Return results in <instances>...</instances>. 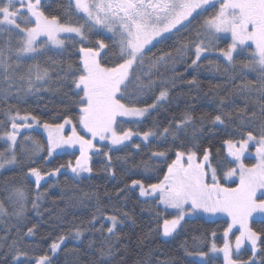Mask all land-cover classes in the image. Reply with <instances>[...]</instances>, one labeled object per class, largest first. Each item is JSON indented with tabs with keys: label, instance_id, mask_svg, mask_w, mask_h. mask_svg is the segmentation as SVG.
Segmentation results:
<instances>
[{
	"label": "snow or ice",
	"instance_id": "6c2138e0",
	"mask_svg": "<svg viewBox=\"0 0 264 264\" xmlns=\"http://www.w3.org/2000/svg\"><path fill=\"white\" fill-rule=\"evenodd\" d=\"M43 7L42 0H0V103L5 105L0 109L5 117L0 120V129H4L0 139L8 145L0 151V169L9 165L22 166L24 160L18 159L16 152L18 144L21 151H26L25 159L30 163H35L33 157L41 153L46 152L43 159L50 161L58 150L62 152L77 146L79 155L74 164L69 160L50 171L42 172L29 166L27 174L35 178L37 189L31 200L32 210L41 215L40 201L45 194L39 189L46 177L51 179L62 170H70L74 180L82 178L84 173L91 174L90 153L106 157L104 171L114 177L109 153L120 150L121 146L128 147L126 141L138 137L148 146L150 138L164 141L171 138L174 152L169 147L151 154L166 166L162 178L147 185L141 180L131 182L133 189L139 188L140 197L157 205L154 210L156 227L147 236L157 232L163 237H173L183 229L187 217L224 214L230 222L223 230V245L218 247L213 239L210 252L222 253L223 264H264V228L256 230L252 227L257 220L264 225V102H261L264 100V0H68V8L84 20L83 24L76 25L62 22L57 15H47ZM201 17L205 18L193 29L191 26ZM186 31L191 35L177 39L170 50L158 55L153 53L154 48ZM104 32L110 34L107 39L111 46L104 39L91 38ZM225 36L230 37L231 42L227 48H218L217 41ZM69 44L73 48L79 45L77 63L69 62L66 67L56 60H50L48 66L28 63L50 48H56L60 50L58 54H62L68 51ZM247 50H250L249 55L238 60L241 52ZM213 51H218L227 60L223 71L231 82V91L227 95L213 97L218 100V114L197 117L186 110L162 128L155 121L153 128L143 132L123 128L125 122L139 124L153 112H158L169 101V86L175 88L178 81L198 88L196 76L185 81L177 67L183 65L185 71L190 69L198 73L203 67L200 61ZM213 63L209 60L210 65ZM216 68L220 70L219 65ZM168 72L172 75L167 76ZM52 73L60 87L67 85L69 89L65 93L69 105L59 117L61 122L40 124L37 116L22 115L8 104L10 99L21 100L29 94L39 93L51 83ZM250 74H255L254 80L248 79ZM157 88L160 90L155 94ZM13 89H16L15 93ZM253 93L261 97L256 101L258 112H249L247 104L235 112L227 110L234 107L233 97L247 101ZM150 96L152 102L148 103ZM34 124H39L47 133L46 146L24 136L23 141L31 142V147L25 149L18 137L21 129H31ZM206 124L214 128L222 126L223 130L231 127L229 134L234 137L224 140L226 156L215 166L211 150L199 144ZM100 142H106L103 144L106 150L97 147ZM133 146L140 149L141 143ZM252 147L254 153L249 152ZM170 152L174 158L168 162ZM246 154L254 155L255 163L246 164ZM143 167L145 171L153 170L147 162ZM233 178H238L235 187L221 183ZM83 198H95L99 202L95 193H85ZM8 201L11 209L0 201V217L25 218L27 192L21 187H13ZM169 209L174 210L170 213L171 218L165 215ZM98 219L107 220L110 225L105 228L101 224L97 229ZM131 219L127 212L106 215L98 207L87 224L74 225L68 235L79 239L84 228L102 235L106 231L108 236L96 249L100 258L98 264H106L105 257L120 251L117 226ZM36 227L33 224L23 234L17 228L15 235H11L9 229L0 237V264H53L49 255L29 257L28 251L21 248L25 237L36 234ZM230 233L235 237L234 243L229 239ZM211 236L215 238L216 232L213 231ZM67 238L65 234L57 236L50 251L57 253ZM197 241L202 244L204 238L193 237L192 251L187 242L181 245L185 255L198 257L199 264H210L209 253L196 250ZM245 246L250 255L240 259L241 249ZM21 257L25 259L22 261ZM164 264L173 262L169 260Z\"/></svg>",
	"mask_w": 264,
	"mask_h": 264
},
{
	"label": "trees",
	"instance_id": "16d2710c",
	"mask_svg": "<svg viewBox=\"0 0 264 264\" xmlns=\"http://www.w3.org/2000/svg\"><path fill=\"white\" fill-rule=\"evenodd\" d=\"M43 10L49 16L57 15L62 22L71 23L73 25L83 24L82 19L68 8V0H47ZM207 15H211L208 13ZM205 17L199 18L191 26L193 29L199 27V24ZM191 35L190 31L182 32L179 37H174L173 40L158 46L153 49V53L160 54L161 51L170 50L173 43L177 39H184ZM6 38V37H5ZM95 39H104L106 43L111 42L104 36H92ZM14 37V42H15ZM229 42L220 39L217 41L218 48H227ZM76 48L69 44L68 51L58 54V52L47 50L45 53L38 55L35 61L28 63H39L43 66H48L50 60H56L62 66L66 67L67 63H77L78 54ZM249 51H242L237 59L246 58ZM60 52V51H59ZM218 51H213L206 59H202L200 63L203 67L198 73L192 70L185 71L183 65L177 67V71L182 73L184 80H190L195 75L199 87L188 85L186 82H177L175 88L169 86V101L159 109L158 112H153L152 116L145 119L139 124L127 123L124 129L132 128L134 131H147L153 128V122H157L159 126L165 127L173 118H179L181 113L190 110L197 117L208 114L209 116L218 114V100L213 99L214 96H225L231 91V82L228 80V74L223 71L228 62L223 61L216 54ZM111 55V54H110ZM235 55V54H234ZM209 60L213 61L212 65ZM190 62V60H189ZM216 65L220 66L217 71ZM164 71L163 68L160 69ZM51 72V69H50ZM172 73L168 72L167 76ZM156 78V77H154ZM248 79H255V74H250ZM48 89V90H45ZM159 88L155 94H158ZM16 92V89H13ZM67 85L60 87L56 82L55 74L52 73V81L45 85L39 93L29 94L21 100L10 99L8 104L13 105V110H19L23 115L31 113L38 117L40 124L44 122L53 123L61 122L59 117L62 116L69 105ZM208 93V96H205ZM234 107H229L228 111H233L244 108L247 104L249 112L252 110L259 111L256 101L261 100L257 93H253L246 101L241 97H233ZM147 102L151 103V96L147 98ZM264 102V100H261ZM142 106V105H141ZM5 105L0 103V109ZM3 112L0 111V120H4ZM205 132L201 135L199 144L201 147L211 150L212 163L222 162L225 158L224 140L232 137V128L227 130L214 128L210 124L205 125ZM208 129H211L210 131ZM4 129H0L2 132ZM155 130V129H153ZM24 136H30L46 146V141L43 136L34 131L22 133L18 137V141H23ZM25 149L31 147L30 141H23ZM141 143V148L136 149L133 145ZM176 143H179L177 141ZM128 147H121L120 150H115L109 154L112 156V170L115 171V176L109 175L108 171H104L106 157L96 155L92 156L89 161L90 167L93 169L91 174L80 179H73L70 170L63 171L55 178L48 179L41 184L39 191L44 193V198L40 201L41 215H37L32 210L31 200L35 198L36 186L33 182L27 179L29 166L37 167L42 172L50 171L58 167L62 163H67L69 160L74 162L77 153H64L55 155L50 161L43 159L45 153L33 157L35 163H30L25 159L26 151H21L19 144L16 152L18 159L24 160L21 165L11 166L10 168L0 172V201L5 203V206L11 209L8 201V196L13 187H21L28 194L27 211L25 218L18 220L14 216L0 217V237H3L11 229V235H15L16 229L19 228L21 234L26 232L28 227L35 224L36 234L33 237H25L21 244L23 250L28 251L29 257L39 255H49L53 264H98L99 256L96 251L100 247L101 242L108 236L105 231L103 235L95 230L83 229V234L79 239H73L68 235L69 229L74 225L87 224L93 214L97 213V208H101L106 215L120 214L127 212L132 218L117 226V233L120 236V242L117 247L120 249L118 253L111 257H105L106 264H164L165 261H172L173 264H198L189 260L185 255L182 244L187 242L189 251L193 250V237H203L204 243L197 241L196 250L205 252L210 251V243L213 239L218 247L223 245V230L227 227V223L222 220L213 222L202 219L187 220L183 229L178 230L179 234H174L173 237H163L157 232H153L147 236L151 229L156 227V219L154 210H157V205L154 201L141 200L135 190H131L132 180H141L146 185L148 183L157 182V178H162L163 172L166 171V166L159 159L152 157L153 151H162L169 147H175L171 142L150 138V143L145 146L141 140L133 138L127 144ZM7 146L0 140V151H4ZM101 150L104 151L103 147ZM173 152L169 153L170 162L174 158ZM219 152V155H217ZM121 159H117V158ZM147 162L153 170L145 171L143 163ZM246 164H253L250 160L245 161ZM227 167V165H225ZM127 185V187H126ZM123 189V191H121ZM95 193L99 198V202L95 198L89 200L84 197V194ZM167 218H171L168 213H165ZM59 218V219H58ZM134 221V223H133ZM101 224L109 226L106 220L98 219L95 227L100 228ZM252 227L256 230L264 228V225L257 222L252 223ZM215 231L216 237L213 238L211 233ZM60 234L68 236L61 249L54 256H51L50 245L53 240ZM147 236V238H145ZM93 244V247H89ZM250 253L247 249L241 251L240 259H247ZM210 264H222L220 258L211 257ZM25 258L21 257L23 261Z\"/></svg>",
	"mask_w": 264,
	"mask_h": 264
},
{
	"label": "rangeland",
	"instance_id": "374dc122",
	"mask_svg": "<svg viewBox=\"0 0 264 264\" xmlns=\"http://www.w3.org/2000/svg\"><path fill=\"white\" fill-rule=\"evenodd\" d=\"M42 1H44V0H42ZM81 19H82V18H81ZM82 21H83V23H84V20H83V19H82ZM73 35H74V34H73ZM108 35H110V34H108V33H106V32H104V33L102 34V36H104V37H106V38H107ZM41 39H44V38L42 37ZM221 39H222V40H227L229 43L231 42V41H230V37H227V36L222 37ZM253 47H254V46H253ZM49 50H51V51H55V52H59V51H60V50H58V49H56V48H50ZM212 53H213V52H212ZM212 53H211V54H212ZM234 54H235V53H234ZM216 55H217L218 57H220L223 61L227 62V60H226L223 56H221L220 53H217ZM127 123H130V122H125V123L123 124V128H125V126H126ZM30 131H34V132H38V133H40V134L43 136V138L45 139L46 143H47V133L45 132V130H44L39 124H34V125H33V128H31V129H27V130H25V129H21V134H22V133H25V132H30ZM82 134H83V133H82ZM133 138H137V139L141 140V138H138V137H133ZM0 140H1V141H2V142L8 147L7 143H6L3 139H0ZM104 143H106V142H100V143H98V144H97V147H98V148L103 147V144H104ZM125 143L128 144L129 141H126ZM121 147H123V146H121ZM121 147H120V148H121ZM114 151H115V150H114ZM254 151H255L254 147H252V148L249 149V152H250V153H254ZM73 152L77 153V156L79 155L78 146H77L76 148H68V149H65V150L62 151V152H61L60 150H58L57 153H54V156H55V155L64 154V153H73ZM224 152H225V156H226V145H224ZM90 155H91V156H96V155H92L91 153H90ZM103 158H105V157L103 156ZM247 160H249V161L251 160L253 163H255V157H254V155H248V154H246L245 161H247ZM245 161H244V162H245ZM74 163H75V160H74L73 164H74ZM11 166H12V165H9V166H6L4 169H0V172L6 170V169H8V168H10ZM87 174H88V173H84V174H82V177H86ZM55 177H56V176H55ZM55 177H52V178H55ZM27 179H29L31 182L34 183V180H35L34 177H31V176L27 175ZM48 179H49V178L46 177L44 181H41V184L44 183V182H46ZM221 183L225 184V186L235 187L236 184L238 183V178H233L232 180H227V181H223V180H222ZM34 185H35V183H34ZM35 186H36V185H35ZM130 189H131V190H135L137 196H138L141 200H143V201H146V200L151 201V200L148 199V198H144V197H140V196H139V188H138V187L135 188V189H133V188L130 186ZM160 208H162V206H160ZM173 211H174V210L169 209L167 213L170 215V213H172ZM170 216H171V215H170ZM192 219H202V220L210 221V222H213V221H216V220H222V221H225L227 224H228V222H230L229 218H228L226 215H224V214H217V215H215V216H208V215H206V214H201V215L198 216V217H187V218H186V220H192ZM106 222L110 224L109 221L106 220ZM233 232L236 233L237 235L239 234V233L236 231V229H233ZM167 238H170V237H167ZM222 239H223V236H222ZM229 239L234 243V241H235V237H234V235H232L231 233H230V235H229ZM243 249H247V250H248L247 246H245L244 248H242L241 251H242ZM55 254H56V253H55ZM55 254H53V253L51 252V256H54ZM234 256H235V253H234ZM209 257H218V258H220V260H221V262H222V264H223V254H222V253H211V252L209 251ZM188 258H189V260H192V261H194V262H196V263L199 264V258H198V257H190V256H188Z\"/></svg>",
	"mask_w": 264,
	"mask_h": 264
}]
</instances>
